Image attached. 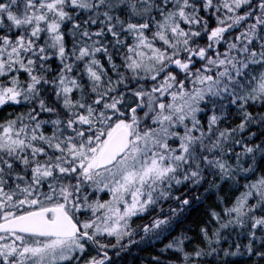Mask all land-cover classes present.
I'll use <instances>...</instances> for the list:
<instances>
[{"label":"snow or ice","instance_id":"6c2138e0","mask_svg":"<svg viewBox=\"0 0 264 264\" xmlns=\"http://www.w3.org/2000/svg\"><path fill=\"white\" fill-rule=\"evenodd\" d=\"M0 264H264V0H0Z\"/></svg>","mask_w":264,"mask_h":264}]
</instances>
